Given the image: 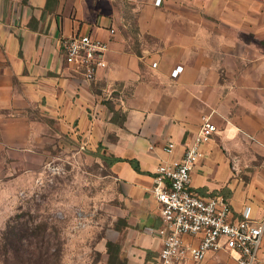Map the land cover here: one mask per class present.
<instances>
[{
	"label": "crops",
	"instance_id": "0c3cea01",
	"mask_svg": "<svg viewBox=\"0 0 264 264\" xmlns=\"http://www.w3.org/2000/svg\"><path fill=\"white\" fill-rule=\"evenodd\" d=\"M72 35L108 43L106 67L93 81L65 63L61 42ZM177 66L182 71L171 78ZM111 109L125 117L122 125ZM205 117L216 132L202 146L190 190L224 197L232 221L250 208L259 222L264 0H162L158 7L153 0H0V185L37 181L66 142L102 147L106 160H121L108 167L127 209L109 241L119 244L124 264H153L159 255L155 171L181 156ZM167 140L172 153L164 151ZM257 263L264 264V238ZM180 264L237 262L222 251Z\"/></svg>",
	"mask_w": 264,
	"mask_h": 264
},
{
	"label": "rangeland",
	"instance_id": "374dc122",
	"mask_svg": "<svg viewBox=\"0 0 264 264\" xmlns=\"http://www.w3.org/2000/svg\"><path fill=\"white\" fill-rule=\"evenodd\" d=\"M125 14L133 28L134 12ZM101 152L66 142L37 181L0 185V264H108L106 243L127 202ZM8 225L22 236L17 257L2 248Z\"/></svg>",
	"mask_w": 264,
	"mask_h": 264
},
{
	"label": "built area",
	"instance_id": "2783aa9c",
	"mask_svg": "<svg viewBox=\"0 0 264 264\" xmlns=\"http://www.w3.org/2000/svg\"><path fill=\"white\" fill-rule=\"evenodd\" d=\"M154 6L162 0H153ZM110 35L115 34L114 29ZM65 63L86 81H93L98 70L106 67L108 43L89 35H72L61 42ZM155 66V64H153ZM182 67H175L171 78H177ZM216 132L210 118H202L201 126L181 156L157 167L152 194L161 218L157 232L162 248L153 264H180L185 260L202 261L210 253L230 252L237 264H254L264 238V217L251 220L246 208L242 219L232 221L230 206L222 196L202 198L190 190L194 165L204 157L202 146ZM175 144L167 140L164 151L172 153ZM197 239L196 243H192Z\"/></svg>",
	"mask_w": 264,
	"mask_h": 264
},
{
	"label": "trees",
	"instance_id": "16d2710c",
	"mask_svg": "<svg viewBox=\"0 0 264 264\" xmlns=\"http://www.w3.org/2000/svg\"><path fill=\"white\" fill-rule=\"evenodd\" d=\"M112 112V121L114 122H119L121 125L125 119L123 115H121L118 112H115L114 110L111 109ZM107 165L112 164L115 161H121L117 159H111V160H106L103 158ZM136 171L138 170L137 168L135 169ZM22 233V230H19ZM14 229H11V226L8 225L7 230L3 233V240H4V245H3V250L4 253H6L9 249H11L14 253V256H18L20 253V250L22 249V244H21V235L16 236ZM16 239L18 242H13V240ZM120 255V246L118 243L107 241L106 243V256H107V262L108 264H124L121 258L119 257ZM33 264H40L38 262H34Z\"/></svg>",
	"mask_w": 264,
	"mask_h": 264
}]
</instances>
